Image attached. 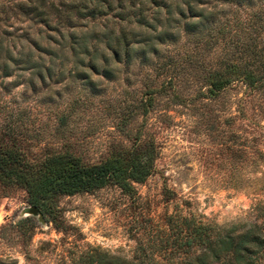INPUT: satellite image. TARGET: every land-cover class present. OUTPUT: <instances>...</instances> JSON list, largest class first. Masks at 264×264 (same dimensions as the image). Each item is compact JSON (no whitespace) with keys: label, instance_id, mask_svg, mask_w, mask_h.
<instances>
[{"label":"rangeland","instance_id":"374dc122","mask_svg":"<svg viewBox=\"0 0 264 264\" xmlns=\"http://www.w3.org/2000/svg\"><path fill=\"white\" fill-rule=\"evenodd\" d=\"M186 36L176 45L184 42L179 47L189 52ZM95 75V93L79 75L52 76L32 88L17 76L7 92L0 89V123L11 119L23 132L28 157L71 151L89 162L141 133L154 140L153 168L132 189L108 183L59 194L45 214L22 186L0 183V264H96L105 253L140 264H181L192 246L179 240L192 224L219 229L264 221V165L255 159L257 148L264 151L258 99L241 111L239 86L208 95L189 78L180 100L159 95L146 111L133 106L130 112L137 80H126L125 72ZM30 205L41 217L26 210Z\"/></svg>","mask_w":264,"mask_h":264},{"label":"trees","instance_id":"16d2710c","mask_svg":"<svg viewBox=\"0 0 264 264\" xmlns=\"http://www.w3.org/2000/svg\"><path fill=\"white\" fill-rule=\"evenodd\" d=\"M181 34H187L189 52L180 49L184 42L176 45ZM119 72L137 80L131 102L143 112L159 95L180 100L189 78L208 95L237 85L241 111L256 99L254 108L264 109V0H0V89L7 92L19 75L32 88L52 76L74 74L95 93L92 75L111 78ZM66 116L59 115L60 123ZM23 139L11 119L0 123V183L22 186L28 202L44 214L59 194L108 183L132 189L131 182L153 168L156 154L153 138L141 133L91 162L71 151L28 157ZM255 159L264 165V151L257 148ZM261 173L264 189V168ZM182 235L179 242L192 250H184L181 264L264 261L263 220L219 229L197 223ZM140 263L112 253L96 261Z\"/></svg>","mask_w":264,"mask_h":264},{"label":"water","instance_id":"95a60500","mask_svg":"<svg viewBox=\"0 0 264 264\" xmlns=\"http://www.w3.org/2000/svg\"><path fill=\"white\" fill-rule=\"evenodd\" d=\"M28 212H31L33 214H39V217H41L39 211L37 210V208L34 205H30L27 207L26 209Z\"/></svg>","mask_w":264,"mask_h":264}]
</instances>
